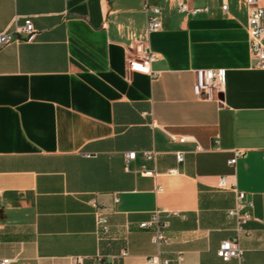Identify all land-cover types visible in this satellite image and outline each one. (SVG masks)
<instances>
[{"label":"crops","instance_id":"crops-1","mask_svg":"<svg viewBox=\"0 0 264 264\" xmlns=\"http://www.w3.org/2000/svg\"><path fill=\"white\" fill-rule=\"evenodd\" d=\"M225 1L226 13L221 0H0V32L26 18L35 28L33 41L0 47V259L264 264V70L253 68L245 2ZM145 4L160 9L151 33ZM138 42L157 55L153 77L128 69ZM217 69L223 91L196 97L195 72ZM220 177L253 204L240 259L216 255L236 236L226 212L237 194ZM156 210L168 223L160 249L139 227Z\"/></svg>","mask_w":264,"mask_h":264},{"label":"built area","instance_id":"built-area-1","mask_svg":"<svg viewBox=\"0 0 264 264\" xmlns=\"http://www.w3.org/2000/svg\"><path fill=\"white\" fill-rule=\"evenodd\" d=\"M214 1V0H211ZM221 11L226 13L228 6L225 0H221ZM247 6V25L246 31L248 35V46L250 57L253 62V68L264 70V0H243ZM178 10L181 13L198 14L208 12L207 7H189L185 3H180ZM144 11L148 14L147 33L154 32L159 29L158 14L160 9L156 6L145 4ZM23 35V38L20 36ZM35 37V28L29 18L23 20L21 25L13 24V29H6L0 32V47L9 45L13 42H31ZM157 60V55L153 53L146 42H138L133 56L128 60V69L130 72H138L154 76L151 65ZM225 85V71L217 70H197L195 72V81L193 84V94L201 99L214 100L217 95L223 91ZM185 139H178V142L183 143ZM243 151L236 150L233 157L229 159L228 165L234 167L237 159L242 156ZM148 159L153 157V153H146ZM127 160L135 158V153H128ZM176 161L181 163L183 161V153H176ZM170 174H175V170H171ZM146 175H151V172H145ZM218 189H231L237 194V206L226 212V217L234 221L236 236L230 240L220 243L216 255L223 261L230 259H240L243 256V250L239 246V236L243 233L245 225L252 219L251 210L253 204L246 201L244 192L236 189L235 184H227V177H220L217 185ZM159 191V189H157ZM94 209L95 233L98 236L108 233V219L106 213L100 209L97 202L92 201ZM162 211L156 210L151 215L147 222L139 225L141 229L151 228L153 233L151 236V243L160 249L167 242L165 229L167 227L166 221L160 220ZM127 252H122L117 259H97L92 264H121L120 260L127 257ZM183 259L182 254L175 257V261L180 263ZM147 264H170V260L162 258L159 254L150 256L146 259ZM13 259H0V264H11ZM75 264H80V260L76 259Z\"/></svg>","mask_w":264,"mask_h":264}]
</instances>
